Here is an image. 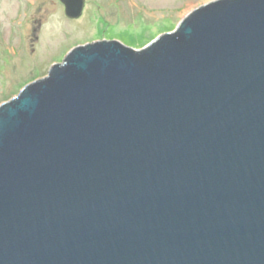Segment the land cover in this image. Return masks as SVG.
<instances>
[{"label":"water","instance_id":"water-1","mask_svg":"<svg viewBox=\"0 0 264 264\" xmlns=\"http://www.w3.org/2000/svg\"><path fill=\"white\" fill-rule=\"evenodd\" d=\"M0 264H264V0L77 45L1 103Z\"/></svg>","mask_w":264,"mask_h":264},{"label":"rangeland","instance_id":"rangeland-1","mask_svg":"<svg viewBox=\"0 0 264 264\" xmlns=\"http://www.w3.org/2000/svg\"><path fill=\"white\" fill-rule=\"evenodd\" d=\"M208 0H85L69 19L59 0H0V104L47 75L77 45L105 39L138 49Z\"/></svg>","mask_w":264,"mask_h":264}]
</instances>
